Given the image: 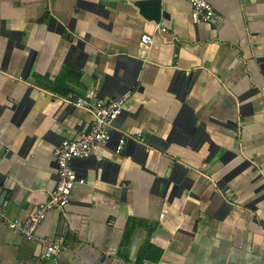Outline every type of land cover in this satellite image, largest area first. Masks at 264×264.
I'll use <instances>...</instances> for the list:
<instances>
[{
    "label": "crops",
    "instance_id": "crops-1",
    "mask_svg": "<svg viewBox=\"0 0 264 264\" xmlns=\"http://www.w3.org/2000/svg\"><path fill=\"white\" fill-rule=\"evenodd\" d=\"M211 5L222 20L195 24L181 0H0L7 217L47 200L56 148L91 128L63 98L125 99L101 161L71 162L83 183L37 228L60 254L0 224V264H264V0Z\"/></svg>",
    "mask_w": 264,
    "mask_h": 264
},
{
    "label": "built area",
    "instance_id": "built-area-1",
    "mask_svg": "<svg viewBox=\"0 0 264 264\" xmlns=\"http://www.w3.org/2000/svg\"><path fill=\"white\" fill-rule=\"evenodd\" d=\"M191 7L193 23H214L222 20V16L211 5V0H181ZM152 38L144 34L140 39L142 49L150 46ZM63 100L87 111L92 116L89 131L78 138L63 139L55 150L56 176L55 187L45 202L34 207L25 219L9 218L4 207H0V224L10 232L30 241L42 248V258L45 260L56 258L63 250L61 243L51 241L46 237L37 236L36 231L47 214L53 210L63 209L70 199L71 192L76 184H82L71 167L73 160L97 159L100 148L105 147L110 139V131L125 103L124 98L104 99L93 95L86 97L65 96ZM127 141H139L136 136H123L118 140L115 152L119 153Z\"/></svg>",
    "mask_w": 264,
    "mask_h": 264
},
{
    "label": "water",
    "instance_id": "water-1",
    "mask_svg": "<svg viewBox=\"0 0 264 264\" xmlns=\"http://www.w3.org/2000/svg\"><path fill=\"white\" fill-rule=\"evenodd\" d=\"M81 49V45L79 44V43H76L75 44V46H73V49ZM87 81H88V83H87ZM89 81H91V78L88 76V75H84V76H82L81 77V80H80V82L85 86V87H87V88H90L91 87V82L89 83ZM142 143H144V144H148L149 143V141L147 140V138H145V137H142V139L140 140ZM173 172H175L174 170H173ZM181 176H182V173L178 176V178H177V183L180 181V178H181ZM223 179L225 180V178L223 177ZM2 202H3V200H2Z\"/></svg>",
    "mask_w": 264,
    "mask_h": 264
},
{
    "label": "trees",
    "instance_id": "trees-1",
    "mask_svg": "<svg viewBox=\"0 0 264 264\" xmlns=\"http://www.w3.org/2000/svg\"><path fill=\"white\" fill-rule=\"evenodd\" d=\"M131 233H132V229H130L129 227L125 230L124 236H123V243L128 244L129 239L131 237ZM145 254V250L141 251L139 253V259L143 258Z\"/></svg>",
    "mask_w": 264,
    "mask_h": 264
}]
</instances>
